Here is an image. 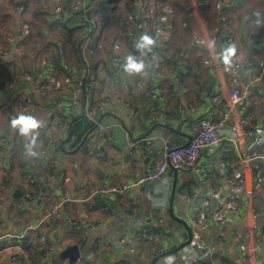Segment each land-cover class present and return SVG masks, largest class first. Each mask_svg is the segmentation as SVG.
<instances>
[{
    "label": "crops",
    "instance_id": "0c3cea01",
    "mask_svg": "<svg viewBox=\"0 0 264 264\" xmlns=\"http://www.w3.org/2000/svg\"><path fill=\"white\" fill-rule=\"evenodd\" d=\"M136 1L0 0V237L13 236L0 241V249L1 244L16 247L0 253L1 264H11L14 254L23 257V264H70L61 253L75 244L81 252L75 264H153L155 257L184 243L185 226L176 220L170 223L171 218L185 221L210 246L216 238L226 254L224 264H264L260 222L257 237L249 241L250 254L245 252L241 214L229 216L220 225L217 217L223 212L212 204L206 224L196 228L204 205L211 201V191L188 172L170 170L176 190L167 197L157 183L150 184L148 193L138 187L121 194L100 192L134 184L153 170L165 146L189 142L197 118L217 120L222 115L230 74L213 67L207 48L196 38L214 34L223 11L232 33L218 34L217 56L224 64L220 54L231 40L241 61L253 64L239 72L235 85L246 96L241 111L249 114L254 125L264 121V104L257 109L251 101L264 100V27L258 28L253 16L256 11L264 14V0H230L224 7L219 0H143L142 11ZM78 4L90 16L76 11ZM161 5L170 19L165 47L155 51L158 61L148 63L149 75L141 82L140 76H129L113 66L111 59L140 57L129 44L145 32L154 35L150 12L161 13ZM92 18L97 31L92 46L83 51ZM255 74H263L262 81L249 86ZM80 78L92 83L89 96L82 98L83 107L94 110L92 116L71 105ZM42 85L49 89L39 91ZM247 101L250 105L244 108ZM26 106L28 110L23 111ZM21 112L44 122L34 146L36 157L25 156L30 141L11 127V119ZM93 117L113 126V143L106 146L98 139ZM254 140L264 141V131L259 134L252 127L246 146ZM101 149L105 157L99 161L96 154ZM237 156L231 144L223 143L216 153L203 154L199 162L217 167L218 158L225 157L235 169ZM257 163V170H246V192L240 200L249 216L264 206V159ZM222 175L219 171L214 186L226 195L229 189ZM66 197L71 201H65ZM126 204L143 224L160 234L159 241L135 237L137 223L120 209ZM162 210L167 212L163 221ZM39 223L40 230L28 232ZM21 235H25L23 241L18 240ZM43 236L46 243L41 242ZM123 238L127 242L114 248ZM45 247L50 251L46 261ZM165 259L156 264H165Z\"/></svg>",
    "mask_w": 264,
    "mask_h": 264
},
{
    "label": "built area",
    "instance_id": "2783aa9c",
    "mask_svg": "<svg viewBox=\"0 0 264 264\" xmlns=\"http://www.w3.org/2000/svg\"><path fill=\"white\" fill-rule=\"evenodd\" d=\"M138 1V2H137ZM136 7L139 11H142V1L137 0ZM219 3L222 7L228 5L230 0H219ZM84 12L85 16H90L84 9L83 5L78 4L76 11ZM169 11L162 10L159 12H150L151 19L149 22L154 23L155 28V39L157 44L155 46L156 50L158 48H164L166 43V28L169 25ZM219 29H216L215 33L210 36L201 35L196 38V43L207 48L209 52V58L213 67L216 70H227L230 74V88L228 90V99L224 105L222 115L217 119L213 120L206 117L197 118L193 123L194 133L191 140L181 146H165L162 156L156 160L155 167L152 171H149L142 175L137 182L129 186H124L122 189L116 188H101L100 192L103 194H116V193H125L130 191L131 188L138 187L143 193H148L150 190V184L157 183L160 186L161 192L167 197L171 194L173 189V181L170 175V170L176 172H188L191 174V178L195 181L205 185L210 193V200L203 207V212L200 214V220L196 223V228L201 229L205 224L208 216L212 211V204H215L216 210H219L222 214L218 215L217 222L220 225H224L227 222V218L230 216H239L243 215L245 218V227L244 235L247 245L245 247V252L250 254L248 248L249 241L254 240L257 235V230L259 228V222L264 221V206L258 210L253 211L252 215L249 216L248 212L243 210L240 200L242 195L246 192V170L247 168H253L257 170L259 168L258 161L264 159V148L262 144L264 141H256L250 143L247 147L245 142L251 137V128L254 127L256 131L261 134L264 131V121H260L258 124L254 125L253 121L249 114L245 111H241L240 106L245 100V94L236 87L235 82L239 78V72L245 71L253 67L251 62L244 63L241 61L238 54L232 58L233 66H227L222 64L217 56L218 45L221 43V38L218 34L220 31L229 36L232 33L229 19L227 18L225 12L223 11L219 15ZM89 29L90 33L86 36L82 49L86 51L94 42V35L97 31L96 21L92 18L89 19ZM261 40V38H260ZM214 42V49L210 50L208 47V42ZM234 43L229 40L228 46L233 45ZM235 45V44H234ZM129 48L132 52H137V49L134 47V43L129 44ZM145 63L148 64L150 61L157 62L158 56L154 53L151 57L146 56L143 58ZM124 59L122 56H114L111 59V64L118 69L123 68ZM71 70L76 73L77 68L71 67ZM263 78V74H255L249 81V86L258 85ZM141 82L144 80L140 76ZM92 83L87 82L86 79L80 78L77 80L76 87L72 93L71 105L80 106L84 109L85 113L92 116L94 110H88L87 106L82 103V98L84 96H89ZM49 89V86H39V91L46 92ZM151 97L156 98V93H151ZM27 106L23 108V111H27ZM93 120L96 123V132L99 140H103L104 145H108L112 142V132L113 126L109 124H104L96 121L93 117ZM50 123V121L48 122ZM256 126V127H255ZM1 131V126H0ZM223 143L231 144L237 152L238 165L235 169H232L225 157H219L217 162V167L203 166L199 160L203 154L216 153L219 146ZM105 157V152L101 149L96 154L97 160H102ZM75 166H72L75 169ZM221 172L226 178V184L228 185L229 191L226 195L214 186V179L217 176L218 172ZM259 177V176H258ZM192 179V180H193ZM260 181V180H259ZM186 197L191 199L188 194ZM65 201H71V198L66 197ZM214 202V203H213ZM136 202H133L134 205ZM164 208H166V205ZM58 211V206L55 207ZM121 212L125 214L130 220L137 223V230L135 237L139 240L157 242L160 240V234L157 231L151 230L147 225L143 224L139 220L137 214L131 211V205L126 204L121 206ZM225 212V213H224ZM161 221L167 216L166 210L161 211ZM71 223L74 222L71 220ZM42 223L39 225L28 228V232H34L40 230ZM193 233V238L188 245L183 247L177 253L166 257L165 264H174L175 262H182L183 264H224L226 258L225 251L216 245V238L213 242L214 246L206 244L200 235L196 232ZM16 237V236H14ZM6 238H13L12 234H7L3 237H0V241H4ZM17 238V237H16ZM25 235L18 236V240L23 241ZM42 243H46V239L43 236L41 238ZM6 241V240H5ZM127 242L125 238L120 240L114 245V248H119ZM264 244V243H263ZM46 246V245H45ZM9 248H16L15 246L4 248L1 244L0 253H3ZM49 248L45 247L44 260L46 261L49 257ZM24 256V255H23ZM11 264H23V257L19 254H14L10 258ZM1 264V263H0ZM116 264H129L126 262H118Z\"/></svg>",
    "mask_w": 264,
    "mask_h": 264
},
{
    "label": "clouds",
    "instance_id": "9594fccd",
    "mask_svg": "<svg viewBox=\"0 0 264 264\" xmlns=\"http://www.w3.org/2000/svg\"><path fill=\"white\" fill-rule=\"evenodd\" d=\"M255 17L254 23L260 28L264 27V14L259 11L253 13ZM157 44V40L147 32L142 34L134 43V47L140 53V57H146L149 53H153ZM210 50L214 49L213 41L208 42ZM236 55V46L230 45L220 54L223 62L227 66L232 65V58ZM135 55H128L123 64V70L129 76H141L147 78L149 75L150 65L145 63V60ZM11 127L17 129L20 136L25 137L30 143L25 145V156L36 157L38 154L34 151L36 138L39 135V130L44 127V122L38 119L35 115H29L21 112L11 119Z\"/></svg>",
    "mask_w": 264,
    "mask_h": 264
},
{
    "label": "water",
    "instance_id": "95a60500",
    "mask_svg": "<svg viewBox=\"0 0 264 264\" xmlns=\"http://www.w3.org/2000/svg\"><path fill=\"white\" fill-rule=\"evenodd\" d=\"M156 51V48H154V51L153 53H149L148 56H152ZM124 105V104H123ZM126 119V117H124ZM101 120H99L98 122H100ZM96 129V126L93 128V130ZM153 130V129H152ZM152 130H149L147 133H145L143 135V138H146L151 132ZM72 133H73V124H71V128H70V137L69 139L72 137ZM192 138V136H191ZM190 138V140H191ZM189 140V141H190ZM222 178H223V182L226 183V178L224 175H222ZM175 190H176V186L175 184L173 185V193H175ZM170 215L173 216V212L172 210H170ZM173 220H176V221H179V223H181L183 226H185L186 228V231L184 232L183 236H184V243H182L180 246H178L175 250H172V251H168V252H165L164 254H160L158 255L157 257H155V259H153V264H156L158 261L168 257V256H171L175 253H177L179 250H181L183 247H185L186 245H188L190 243V241L192 240L193 238V233H192V230L190 229V227L188 226V224L183 221V220H179V219H170V223L173 221ZM261 225V224H260ZM61 258L63 259H68L69 260V263L70 264H75L80 258H81V252H80V248L78 245H71V246H68L62 253H61Z\"/></svg>",
    "mask_w": 264,
    "mask_h": 264
},
{
    "label": "rangeland",
    "instance_id": "374dc122",
    "mask_svg": "<svg viewBox=\"0 0 264 264\" xmlns=\"http://www.w3.org/2000/svg\"><path fill=\"white\" fill-rule=\"evenodd\" d=\"M201 36V35H200ZM253 103H256V105L254 106L257 109H261L263 107L264 104V100H262V102H256L255 99L251 100ZM249 102L247 101L244 108H246L247 106H249ZM261 226H264V221H260Z\"/></svg>",
    "mask_w": 264,
    "mask_h": 264
},
{
    "label": "trees",
    "instance_id": "16d2710c",
    "mask_svg": "<svg viewBox=\"0 0 264 264\" xmlns=\"http://www.w3.org/2000/svg\"><path fill=\"white\" fill-rule=\"evenodd\" d=\"M162 5H161V10H162ZM137 8V7H136ZM138 9V8H137ZM154 31H155V28H154ZM152 36L155 38V32H154V35L152 34Z\"/></svg>",
    "mask_w": 264,
    "mask_h": 264
}]
</instances>
